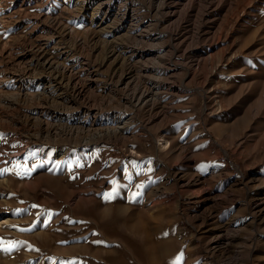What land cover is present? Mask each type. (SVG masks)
<instances>
[{"label":"rangeland","instance_id":"374dc122","mask_svg":"<svg viewBox=\"0 0 264 264\" xmlns=\"http://www.w3.org/2000/svg\"><path fill=\"white\" fill-rule=\"evenodd\" d=\"M187 1L170 14L162 0H131L172 75L145 105L97 92L103 119L135 110L122 137L102 120L57 151L0 121V264H264V0ZM72 3L0 0L2 117L16 91L6 61L43 38L53 59L68 52L62 65L98 69L99 89L115 83L123 65L105 59L91 11L76 18Z\"/></svg>","mask_w":264,"mask_h":264},{"label":"bare ground","instance_id":"6f19581e","mask_svg":"<svg viewBox=\"0 0 264 264\" xmlns=\"http://www.w3.org/2000/svg\"><path fill=\"white\" fill-rule=\"evenodd\" d=\"M30 1L32 0H21L23 3ZM63 1L66 4L73 2L75 9L73 11L75 12L72 14L74 17L77 16L76 18L91 11L92 21L97 23L98 32L104 34L100 36L104 37V42L109 45L108 55L105 59L123 65V69L118 75L116 74V81L113 85L103 84L99 89L97 87L98 69L91 67V64H88L85 59H83L84 62H82L80 70L75 71L73 67H66L62 65L63 61L69 60L66 50L59 49L52 52L55 56L53 59L51 53L45 50L47 38H43L42 42L37 40L35 43L22 47L5 63L6 66L2 70L3 72L7 70L5 80L12 83L16 87V91L14 98L4 99L7 104L6 108L10 110L8 113L10 116L6 114L2 117L1 113L4 108L0 105V121H11L12 132L18 133L22 138L30 139L33 144L44 141L46 144L52 145L49 146L50 148H56L55 145L58 143L64 144V147L58 145L57 147L60 148H57V151L67 152L72 146L70 142L78 134L95 136V133L105 128L100 127L103 122L107 123L108 121L115 125L106 127L105 135L109 134L113 138H119L127 132V126L132 122L135 110L125 112V115H119L117 111H112L107 115V118L103 119V100L97 101L99 90L103 93L106 92L107 95L110 92L114 93L112 94L114 96L119 94L117 98L122 104L134 103L137 106L141 105L143 100L148 101L147 98L152 95L151 92L157 93V90L165 85L163 81L165 77L172 74L170 75V66L161 61L163 46L159 45L158 48L156 46L159 43L160 33L152 32V21L145 20L139 10L133 6L134 4H131V0ZM174 1L172 0L171 6H168V0H162L161 6L168 13L174 14L176 5ZM179 1L182 0H177V2ZM192 1L194 0L187 2ZM58 26L59 24L57 25L55 22L54 29L57 30ZM159 61L164 64L159 66ZM39 67H43L45 72H56L55 78L45 81L43 76H36L35 69L37 71ZM140 79L147 80L151 91L145 90L147 86L143 89L140 88L141 86L137 84ZM128 89L132 90L131 95L120 93ZM67 94H70L72 98ZM34 101L36 102L34 103ZM57 107L71 111L72 119L65 117L63 112L55 111ZM110 116L113 117L111 120ZM61 121L64 123L61 124ZM27 122L30 123V127L36 128H25ZM3 223L4 221L0 222V224Z\"/></svg>","mask_w":264,"mask_h":264},{"label":"snow or ice","instance_id":"6c2138e0","mask_svg":"<svg viewBox=\"0 0 264 264\" xmlns=\"http://www.w3.org/2000/svg\"><path fill=\"white\" fill-rule=\"evenodd\" d=\"M2 171H7V169H4V170H2ZM0 174H2V173H0ZM105 198L110 199V198H111V194H105ZM34 207H35V206H34ZM2 243H3V242L0 241V244H2ZM174 264H179V260L175 261Z\"/></svg>","mask_w":264,"mask_h":264}]
</instances>
